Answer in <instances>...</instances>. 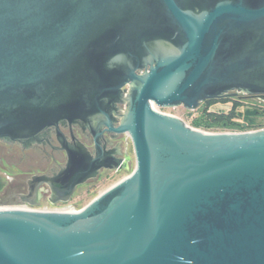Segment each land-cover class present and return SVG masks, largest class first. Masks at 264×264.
Here are the masks:
<instances>
[{"label": "water", "instance_id": "1", "mask_svg": "<svg viewBox=\"0 0 264 264\" xmlns=\"http://www.w3.org/2000/svg\"><path fill=\"white\" fill-rule=\"evenodd\" d=\"M238 94L264 102V0H0V141L55 131L67 155L28 204L41 185L69 203L102 168L129 171L104 136L128 134L136 160L78 213L0 211V264H264V130L154 108ZM61 128L89 130L96 157Z\"/></svg>", "mask_w": 264, "mask_h": 264}, {"label": "flooded vegetation", "instance_id": "2", "mask_svg": "<svg viewBox=\"0 0 264 264\" xmlns=\"http://www.w3.org/2000/svg\"><path fill=\"white\" fill-rule=\"evenodd\" d=\"M123 107H125L123 103H116L112 112L119 116L123 113ZM61 129L64 134V138L68 143L73 142L74 138H78L88 146L92 154L96 153L94 143L88 133H83V131L79 128H75L73 131L69 128ZM124 142L125 139L123 136H119L115 140H109L107 136H104L101 139V151H112L113 154L120 152V157L122 158L129 156L131 165L133 160L129 154V149H125ZM14 148H17L18 151L14 152ZM16 158L17 160L13 161V159L15 160ZM26 162L31 163V165L35 167L33 173H27V170L23 169ZM66 163L67 155L62 149V144L58 140L55 131H51V138H49L48 141L43 144H35L29 149H26L19 144H9L0 141V182L2 181V174L7 175V170L9 168L16 171L10 187H2V190L0 191V203L6 205H18L28 204L31 201H37L36 198L31 195L32 190L34 189V186L31 185L33 178L36 176L51 177L55 172H59L61 168L66 165ZM110 171L118 172L116 170L103 169L96 179L100 178L104 172ZM95 180H90L88 183L79 186L76 192ZM38 192L39 205H44L43 200L45 201V198L47 199L45 204H67L63 202L52 204L50 201L52 197L51 190L47 185L39 186Z\"/></svg>", "mask_w": 264, "mask_h": 264}, {"label": "rangeland", "instance_id": "3", "mask_svg": "<svg viewBox=\"0 0 264 264\" xmlns=\"http://www.w3.org/2000/svg\"><path fill=\"white\" fill-rule=\"evenodd\" d=\"M240 97L244 98V101L248 105L255 104L256 99L253 98H247L244 94H238ZM246 97V98H245ZM154 108L164 114L177 117L184 121L187 125L191 126V119L194 116V111H190L185 109L183 106L179 107H173V108H159L154 105ZM216 109L221 110H229L230 106H217ZM125 111V107L123 109ZM256 124H264V117H256ZM258 130H264V128L258 129ZM258 130H249V131H230V130H223L218 129L216 131L210 132V133H244V132H251V131H258ZM125 139L124 147L125 149H129V154L132 158V164L130 165L129 171H122V172H104L100 178L96 179L95 181L91 182L90 184L82 187L79 189L76 194L71 198L70 202L68 204L77 207L78 210H82L87 205H89L94 199H96L98 196H100L102 193L107 191L109 188L117 184L118 182L122 181L123 179L127 178L135 169L136 167V160L133 150V145L131 142V139H128L126 135H123ZM29 149V148H26ZM18 149L14 148V152H17ZM17 158L13 161H16ZM24 170H27V173H33V170L35 169L34 166L31 165V163L26 162L25 166L23 167ZM1 173V172H0ZM16 174V171L13 169L7 170V175L2 174V181L0 183L3 184V186L9 188L11 185L12 180L14 179V175ZM43 200L44 204L46 202ZM60 205V204H59Z\"/></svg>", "mask_w": 264, "mask_h": 264}, {"label": "trees", "instance_id": "4", "mask_svg": "<svg viewBox=\"0 0 264 264\" xmlns=\"http://www.w3.org/2000/svg\"><path fill=\"white\" fill-rule=\"evenodd\" d=\"M255 104L248 105L239 95L210 99L203 102L191 119L192 127L206 132L218 129L230 131H249L264 128V124H256V117H264V102L256 97ZM245 97V98H246ZM230 106L229 110L216 109L217 106ZM3 184L0 183V191Z\"/></svg>", "mask_w": 264, "mask_h": 264}, {"label": "built area", "instance_id": "5", "mask_svg": "<svg viewBox=\"0 0 264 264\" xmlns=\"http://www.w3.org/2000/svg\"><path fill=\"white\" fill-rule=\"evenodd\" d=\"M128 139H131L128 134H126ZM30 211V212H60V213H78L81 210H78L77 207L72 206L70 204H58V205H50L44 204L39 206H32L29 204H18V205H6L0 203V211Z\"/></svg>", "mask_w": 264, "mask_h": 264}, {"label": "crops", "instance_id": "6", "mask_svg": "<svg viewBox=\"0 0 264 264\" xmlns=\"http://www.w3.org/2000/svg\"><path fill=\"white\" fill-rule=\"evenodd\" d=\"M83 133H88V135L92 138V136H91V134H90V132H89V130H86L85 132L83 131ZM76 140H79L85 147H86V149H87V151L91 154V156L92 157H96V155H97V151H96V153L95 154H92L91 152H90V150H89V148H88V146L84 143V142H82L80 139H78V138H76ZM92 142L94 143V141H93V138H92ZM75 142L73 141V142H71V143H69V144H74ZM94 148H95V145H94ZM96 150V149H95ZM103 152V151H102ZM103 154H104V157H106L107 159L108 158H111V157H119L120 156V152H118V153H116V154H113L112 153V151H107V152H103ZM103 169H106V168H102L101 170H103ZM101 170H100V172H101ZM109 170V169H108ZM100 172H99V174H100ZM99 176V175H98ZM96 178H94V179H91V180H95ZM90 181V180H89ZM89 181H87L86 183H88ZM85 183V184H86ZM82 185H84V184H82ZM81 186V185H80ZM79 187V186H78ZM77 187V188H78Z\"/></svg>", "mask_w": 264, "mask_h": 264}]
</instances>
